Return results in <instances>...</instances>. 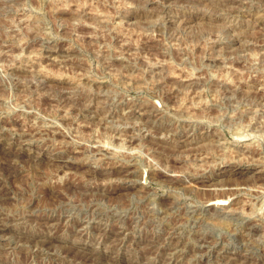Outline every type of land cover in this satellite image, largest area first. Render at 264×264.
<instances>
[{
  "label": "rangeland",
  "instance_id": "rangeland-1",
  "mask_svg": "<svg viewBox=\"0 0 264 264\" xmlns=\"http://www.w3.org/2000/svg\"><path fill=\"white\" fill-rule=\"evenodd\" d=\"M0 136V264H264V0H0Z\"/></svg>",
  "mask_w": 264,
  "mask_h": 264
},
{
  "label": "bare ground",
  "instance_id": "bare-ground-1",
  "mask_svg": "<svg viewBox=\"0 0 264 264\" xmlns=\"http://www.w3.org/2000/svg\"><path fill=\"white\" fill-rule=\"evenodd\" d=\"M230 34H231V33H230ZM235 40H236V39H235ZM240 42H241V41H240ZM238 44H239V43H238ZM51 49H52V48H51ZM61 59H62V58H61ZM64 59H65V58H64ZM63 62H64V61H63ZM84 114H85V113H84ZM18 129H19V128H18ZM17 131H18V130H17ZM17 131H16V132H17ZM49 133H50V132H49ZM49 133H48V134H49ZM33 134H34V133H33ZM11 135H12V134H11ZM1 138H3V136H0V139H1ZM11 144L13 145L14 143H11ZM12 145H11V146H12ZM11 146H10V147H11ZM11 148H12V147H11ZM195 148H196V147H195ZM4 153H5V154H10V153H12V150H11V152L7 150V151L4 152ZM12 154H13V155H16L17 153H16V154L12 153ZM78 154H79V153H78ZM74 155H75V154H74ZM69 156H70V155H69ZM16 157H17V156H16ZM14 158H15V157H14ZM65 158H66V157H65ZM17 162H18V161H17ZM63 162H64V161H63ZM63 162H62V163H63ZM126 171H127V170H126ZM8 173H9V172H8ZM130 173H131V172L128 171V172L126 173V176H127V175H130ZM123 175H124V174H123ZM131 175H133V174H131ZM205 175H206V174H205ZM128 177H129V176H128ZM126 179H127V178H126ZM4 180H5V179H4ZM203 186H204V185H203ZM206 186H207V187L209 186V188H210L211 185H206ZM125 187H126V186H125ZM198 187H199V186H198ZM232 187H233V186H232ZM105 188H106V187H105ZM121 188H122V187H121ZM123 188H124V187H123ZM201 188H202V187H201ZM201 188H200V189H201ZM202 189H203V188H202ZM205 190H208V189L205 188ZM209 190H212V189H209ZM229 190H230V189H229ZM232 190H235V189H232ZM232 193H233V192H232ZM216 194H217V193H216ZM227 194H228V193H227ZM230 195H231V193L229 194V196H230ZM231 196H232V195H231ZM167 207H168V206H167ZM168 211H169V210H168ZM46 219H47V218H46ZM56 221H57V220H56ZM86 222H87V221H86ZM60 223H61V222H60ZM80 226H81V225H80ZM4 227H5L4 224H0V232H2V231H4V230L7 229V228H4ZM172 227H173V226H172ZM80 228H82V227H80ZM171 232H172V230H171ZM119 237H120V234H117V235L114 237V238H115V241L118 240ZM156 237H157V236H156ZM28 238H29V237H28ZM120 238H121V237H120ZM35 240H36V239H35ZM50 240H51V239H50ZM122 240H123V239H122ZM165 240H166V239H165ZM78 241H79V240H78ZM159 242H160V241H159ZM169 242H170V241H169ZM51 243H52V242H51ZM114 243H115V242H114ZM150 243H151V242H150ZM162 244H163V243H162ZM118 246H119V245H118ZM200 246H201V245H200ZM24 247H25V246H24ZM175 248L177 249V247H173V248H171L170 250H171V251H174ZM199 248H200V247H199ZM146 249H147V248H146ZM141 250H142V249H141ZM168 251H169V250H168ZM132 252H133V251H132ZM149 255H150V254H149ZM151 257H152V256H151ZM133 259H134V258H133Z\"/></svg>",
  "mask_w": 264,
  "mask_h": 264
}]
</instances>
